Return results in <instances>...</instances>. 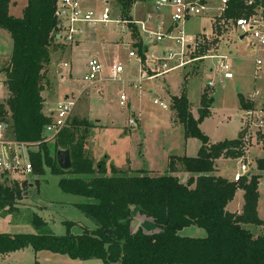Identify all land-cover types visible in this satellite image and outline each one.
Listing matches in <instances>:
<instances>
[{
    "label": "trees",
    "instance_id": "16d2710c",
    "mask_svg": "<svg viewBox=\"0 0 264 264\" xmlns=\"http://www.w3.org/2000/svg\"><path fill=\"white\" fill-rule=\"evenodd\" d=\"M19 1H28L21 17L11 14ZM122 13L130 11L139 0H118ZM59 0H0V30L7 31L14 43L10 64L3 68V84L7 97L0 103V117L9 125V136L19 143L38 144L31 153L33 176L42 177L49 170L60 178L59 188L65 194L84 199L75 204L78 210L97 224L95 230L84 229L75 235L74 222L66 221L64 236L53 234H0V256L27 248L36 253L51 252L74 261L100 260L103 264H264V233L255 235L248 226L264 227L259 202L263 175L249 174L239 182L219 174L221 159H245L248 139L212 143L200 125L210 118V106L199 109L194 117L188 98V77L180 94L172 98L174 118L184 127L187 138L198 139L202 146L196 157L171 156L169 173L151 176L144 170L123 171L107 161L95 167L86 145L95 128L87 119L70 120L54 140L44 141V131L52 118L45 114V67L51 63V48L56 47ZM226 18H240L252 11L244 0H230ZM218 34H223L222 28ZM218 43L212 40L208 50ZM140 53L145 47L138 45ZM205 98L202 104L205 105ZM241 110H253L255 105L240 97ZM173 118V119H174ZM69 150L73 166L61 169L57 152ZM244 160V161H245ZM256 167L264 171V159ZM187 175L188 179L183 181ZM39 181V179H37ZM19 182L0 181V211L12 214L24 198ZM24 186V187H23ZM243 191L241 213L229 211L238 191ZM5 209L8 210L5 212ZM151 220L156 232L143 228L132 231L134 213ZM35 227L46 226L35 213L26 222ZM196 226L204 229L205 238L181 236V232Z\"/></svg>",
    "mask_w": 264,
    "mask_h": 264
},
{
    "label": "rangeland",
    "instance_id": "374dc122",
    "mask_svg": "<svg viewBox=\"0 0 264 264\" xmlns=\"http://www.w3.org/2000/svg\"><path fill=\"white\" fill-rule=\"evenodd\" d=\"M153 1L148 0L145 2L146 5L132 7L130 15L134 18L139 15L138 18H142L143 11L146 10L147 13L154 6ZM214 4H220L219 0H214ZM23 8L24 2L18 3L12 14L21 17ZM212 25L210 17H196L185 25L184 31L190 36H195L201 34L204 28H208L209 35L212 33ZM83 28L88 33L87 36L85 38V34L78 37L80 44L72 45L71 52V46L63 44L51 48V63L45 67L46 79L43 82L44 112L50 116L53 109L57 108L59 102L66 100L67 96L72 100L77 99L71 120L87 119L94 125L86 151L95 161V167L99 162L107 161L109 176L112 175L110 166L123 171L144 170L150 172L151 176H162L169 173L171 156L198 155L202 142L186 137L184 127L178 124L172 111V98L180 94L187 76L188 98L192 104L191 111L194 117L198 118L199 109L202 107L210 106V111L213 112L211 117L200 125L201 130L213 144L237 139L248 125L247 111L241 110L240 107L241 96L247 99L258 92L259 97L253 102L254 109L264 110V75L260 78L255 76L254 59L258 54L257 49L250 46L248 40H241L240 34L234 30L223 29V34L211 35V39H218V43L210 48L213 54L221 53L229 57L234 79H223L217 67L219 60H208L194 63L188 70L173 72L164 79L143 81L140 83V92L135 88L138 83L133 84L134 81L140 80V68L137 60L129 56L132 40L128 32L123 33L122 25L112 23L95 29ZM126 45H129L128 49L125 48ZM13 54L14 43L10 34L0 30V103L7 97L2 69L10 64ZM93 57H98L102 61L106 67V75L114 63L122 64L125 69L124 82H102L88 89L90 84L84 81V75L87 63ZM65 64L69 67H65ZM211 80L216 84L215 88L206 89L205 86ZM122 93L128 97L125 107L120 105ZM202 98L206 100L205 105L202 104ZM155 99H159L170 108L162 109L154 104ZM212 99L214 102L210 103ZM132 117L138 120L135 127L129 124ZM245 139H248L247 161L221 159L218 162V170L221 176L234 181L235 175L240 173L242 163L247 162L250 174L263 175L259 211L260 217L264 220V171L256 169L258 160L264 159V130L258 131L251 125ZM34 177L26 178L28 184L23 186L25 199L13 209L12 214L0 211V234L64 236L68 231L64 225L66 221L75 223L72 229L75 235L83 234L86 228L90 230L97 228V224L75 206L84 199L62 192L59 188V177L51 175L49 170L45 176L36 179ZM180 177H184L185 181V176ZM24 181L25 179L18 182L22 185ZM242 204L243 191L240 190L231 203V210H239ZM6 211L8 210L5 209ZM35 213L45 220L46 226L37 228L32 222H26ZM15 220L25 223H16ZM139 228L145 229L148 233L156 232L152 222L135 212L132 231L136 232ZM248 229L255 235L264 233V227L248 226ZM180 234L190 238H205L208 235L204 229L196 226L186 228ZM20 253L5 263L103 264L100 260L74 261L68 256L49 252H41L37 257L31 248Z\"/></svg>",
    "mask_w": 264,
    "mask_h": 264
},
{
    "label": "built area",
    "instance_id": "2783aa9c",
    "mask_svg": "<svg viewBox=\"0 0 264 264\" xmlns=\"http://www.w3.org/2000/svg\"><path fill=\"white\" fill-rule=\"evenodd\" d=\"M230 0H154L152 10L142 18H126L118 0H59L57 8L58 31L57 43L72 46L85 34L83 27L95 29L98 26H107L116 23L122 25L124 34L129 33L132 44L129 56L135 58L139 65L141 77L134 81L135 88L141 92L140 83L164 79L166 76L179 70H188L189 66L208 60H219L218 70L223 79L232 80L234 74L229 63V57L224 54H213L211 49L205 47L212 43L211 35L218 34L220 28L238 32L243 40H248L250 46L257 49L255 62V76L264 75V0H244L245 6L252 12L240 18H226ZM94 3L96 7H90ZM148 0H139L133 7L146 5ZM134 9V8H133ZM138 12V11H137ZM210 17L212 21L211 34L203 29L201 34L190 36L185 31V25L196 17ZM116 17L117 19H114ZM215 29V31H214ZM145 47L142 55L138 45ZM126 49L129 45L125 46ZM65 67H69L65 64ZM111 71L106 75V67L98 57L91 58L87 63L84 81L90 86L107 83L108 81L124 82L125 69L122 64L114 63ZM212 71V69L210 70ZM216 84L209 81L206 89H214ZM259 97L254 93L247 98L253 103ZM128 97L122 93L120 105L125 107ZM76 100L69 97L59 102L57 108L51 113L52 122L47 125L43 134L44 141L54 140L67 126L76 107ZM164 110L170 108L159 99L154 100ZM247 123L254 125L258 131L264 130V110H248ZM129 124L135 127L138 120L130 118ZM33 145V146H32ZM28 145L19 143L10 138L9 125L0 117V181L18 182L28 181L26 178L34 177V166L31 153L37 149L38 144ZM34 149V150H33ZM249 163H242L240 173L234 177L239 182L249 175ZM24 181V182H25Z\"/></svg>",
    "mask_w": 264,
    "mask_h": 264
},
{
    "label": "crops",
    "instance_id": "0c3cea01",
    "mask_svg": "<svg viewBox=\"0 0 264 264\" xmlns=\"http://www.w3.org/2000/svg\"><path fill=\"white\" fill-rule=\"evenodd\" d=\"M20 2H24V8L26 7V5H27V2L28 1H19L18 3H20ZM18 3H17V5L15 6V7H12L11 8V14H12V10L13 9H15V8H17V6H18ZM89 6L90 7H96V5L94 4V3H92L91 2V4H89ZM23 8V9H24ZM152 10V9H151ZM150 10V11H151ZM23 11V10H22ZM142 11V10H141ZM146 10H144L143 12H144V14H143V17L148 13V12H150V11H148L147 13L145 12ZM138 13H139V11H138ZM137 13V14H138ZM13 16H15L16 17V15H14V14H12ZM136 17H140L139 15H136ZM204 29H207V31H208V28H204ZM87 32H85V34H86ZM84 34V35H85ZM88 34V33H87ZM87 34L84 36V35H82V36H84L85 38H86V36H87ZM240 39L241 40H243L241 37H240ZM78 44H80V41H78L77 43H76V45H78ZM75 45V44H74ZM72 48H73V46H71V48H70V52L72 51ZM129 81H132V80H129ZM95 87V86H94ZM88 89L89 88H91V86L90 87H87ZM151 92H153L152 90H151ZM68 97V96H67ZM55 110V108L53 109V111ZM51 115V114H50ZM213 143V142H212ZM220 161V160H219ZM218 161V162H219ZM186 177H188L187 175H185V179H186ZM243 195H244V193H243ZM244 201L245 200H243V204L239 207V210H231V204L229 205V207H228V209H229V211H231V212H233V213H241L242 212V210H243V206H244ZM233 203V202H232ZM259 213H260V211H259ZM148 221H150V222H152L151 220H148ZM15 222H16V220H15ZM16 223H25V221H23V222H16ZM154 231H157L156 230V228H155V230ZM3 234H9V233H3ZM10 235H15V234H10ZM29 248H27V249H25V250H28ZM32 249V248H31ZM25 250H21L22 252L23 251H25ZM33 250V249H32ZM21 251H18V252H15V253H12V254H8V255H4V256H0V264H7V263H5L7 260H10V259H12L13 258V256H16V255H18V254H21L20 252ZM34 252H35V250H33ZM44 252V251H43ZM46 252V251H45ZM39 253H41V252H39ZM39 253H36L35 252V254H36V256L39 254ZM49 253H51V252H49ZM51 254H53V253H51ZM57 255V254H56ZM38 257V256H37Z\"/></svg>",
    "mask_w": 264,
    "mask_h": 264
},
{
    "label": "water",
    "instance_id": "95a60500",
    "mask_svg": "<svg viewBox=\"0 0 264 264\" xmlns=\"http://www.w3.org/2000/svg\"><path fill=\"white\" fill-rule=\"evenodd\" d=\"M212 99L210 103H213ZM250 130V126L247 125L246 128L242 131V133L237 138L238 140H244ZM57 162L61 169L68 171L72 168L73 162L71 157V152L69 150H61L57 152ZM188 177H186L185 181Z\"/></svg>",
    "mask_w": 264,
    "mask_h": 264
}]
</instances>
